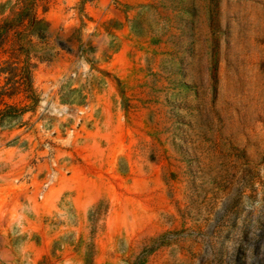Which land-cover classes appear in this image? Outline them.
Returning a JSON list of instances; mask_svg holds the SVG:
<instances>
[{
  "label": "rangeland",
  "instance_id": "374dc122",
  "mask_svg": "<svg viewBox=\"0 0 264 264\" xmlns=\"http://www.w3.org/2000/svg\"><path fill=\"white\" fill-rule=\"evenodd\" d=\"M0 264H264V0H0Z\"/></svg>",
  "mask_w": 264,
  "mask_h": 264
},
{
  "label": "trees",
  "instance_id": "16d2710c",
  "mask_svg": "<svg viewBox=\"0 0 264 264\" xmlns=\"http://www.w3.org/2000/svg\"><path fill=\"white\" fill-rule=\"evenodd\" d=\"M23 84H24V87H25V89H24V90H27V89H29L28 83H26V81H24V82H23Z\"/></svg>",
  "mask_w": 264,
  "mask_h": 264
}]
</instances>
